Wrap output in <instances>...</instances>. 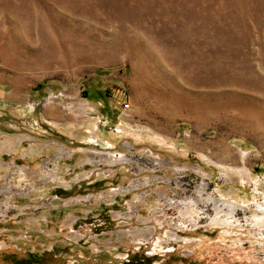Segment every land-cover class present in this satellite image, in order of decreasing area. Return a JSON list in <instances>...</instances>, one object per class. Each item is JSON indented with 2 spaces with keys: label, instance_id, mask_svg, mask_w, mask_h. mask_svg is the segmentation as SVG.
Wrapping results in <instances>:
<instances>
[{
  "label": "rangeland",
  "instance_id": "1",
  "mask_svg": "<svg viewBox=\"0 0 264 264\" xmlns=\"http://www.w3.org/2000/svg\"><path fill=\"white\" fill-rule=\"evenodd\" d=\"M259 207L264 0H0V264H264Z\"/></svg>",
  "mask_w": 264,
  "mask_h": 264
},
{
  "label": "crops",
  "instance_id": "2",
  "mask_svg": "<svg viewBox=\"0 0 264 264\" xmlns=\"http://www.w3.org/2000/svg\"><path fill=\"white\" fill-rule=\"evenodd\" d=\"M50 106L49 107V111H44V114L46 115V117H53V120L54 122L57 121L58 118L62 119V115H63V112H61L59 110V107H52ZM54 128V129H59L61 130L62 128L60 127H57V126H51V128ZM93 129L95 130V126L93 127ZM97 129V128H96ZM57 132V130L55 131ZM60 135L62 136L63 134L60 133ZM58 138L55 137L54 140H51V141H45V142H36V139L33 138L31 135L28 136V140H30V143L28 145V148L26 149V153H25V158L27 157L29 160L30 159H34V160H46V159H50L52 157H54V160H56L57 158H61L63 155L59 156L60 155V151L57 152V150H55L56 146L59 145V148H62V146H66V144L62 143V138ZM96 140H103L102 142L100 141L99 143L100 144H105V145H112L115 142V139L112 137V138H108V139H101L100 137L97 138ZM34 141V142H33ZM98 142V141H97ZM84 143V142H83ZM87 143H92V142H86L84 144H87ZM109 147V146H108ZM15 150V149H14ZM13 150V151H14ZM87 150V148L85 146H83V144L81 143L80 145V142L76 143V145H72V147L69 149L68 151V154L70 156V158H72L73 155H75V153H83ZM9 154H11L10 150H8ZM27 155V156H26Z\"/></svg>",
  "mask_w": 264,
  "mask_h": 264
},
{
  "label": "trees",
  "instance_id": "3",
  "mask_svg": "<svg viewBox=\"0 0 264 264\" xmlns=\"http://www.w3.org/2000/svg\"><path fill=\"white\" fill-rule=\"evenodd\" d=\"M40 258L42 259L41 255L28 252L21 259L12 260L11 264H34L37 260L40 262ZM152 262V258L145 256L143 253H134L129 257L128 261H122L119 264H152Z\"/></svg>",
  "mask_w": 264,
  "mask_h": 264
},
{
  "label": "bare ground",
  "instance_id": "4",
  "mask_svg": "<svg viewBox=\"0 0 264 264\" xmlns=\"http://www.w3.org/2000/svg\"><path fill=\"white\" fill-rule=\"evenodd\" d=\"M227 208H228V210L225 211V213H224L225 214V219L224 218L223 219H220L219 215L216 214L215 217H214V220H218L220 223H224L225 222L228 225L233 224L234 222H236V220L231 221L232 218L229 220V217L230 216H233L234 213L232 211V208H230V207H227ZM259 209L262 211L263 215L262 216L254 215V221L259 226H264V207H259ZM231 212L233 213L232 215H231Z\"/></svg>",
  "mask_w": 264,
  "mask_h": 264
},
{
  "label": "built area",
  "instance_id": "5",
  "mask_svg": "<svg viewBox=\"0 0 264 264\" xmlns=\"http://www.w3.org/2000/svg\"><path fill=\"white\" fill-rule=\"evenodd\" d=\"M124 107H128V104L126 103V104H124Z\"/></svg>",
  "mask_w": 264,
  "mask_h": 264
},
{
  "label": "flooded vegetation",
  "instance_id": "6",
  "mask_svg": "<svg viewBox=\"0 0 264 264\" xmlns=\"http://www.w3.org/2000/svg\"><path fill=\"white\" fill-rule=\"evenodd\" d=\"M91 185H94V184H91ZM233 217H234V215H233ZM220 224H222V223H220Z\"/></svg>",
  "mask_w": 264,
  "mask_h": 264
}]
</instances>
